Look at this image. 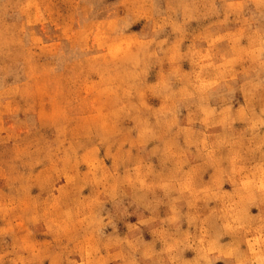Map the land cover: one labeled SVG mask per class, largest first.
<instances>
[{"label":"clouds","instance_id":"obj_1","mask_svg":"<svg viewBox=\"0 0 264 264\" xmlns=\"http://www.w3.org/2000/svg\"><path fill=\"white\" fill-rule=\"evenodd\" d=\"M0 264H264V0H0Z\"/></svg>","mask_w":264,"mask_h":264},{"label":"rangeland","instance_id":"obj_2","mask_svg":"<svg viewBox=\"0 0 264 264\" xmlns=\"http://www.w3.org/2000/svg\"><path fill=\"white\" fill-rule=\"evenodd\" d=\"M129 219H130L131 222H135V221H134V218H129Z\"/></svg>","mask_w":264,"mask_h":264}]
</instances>
